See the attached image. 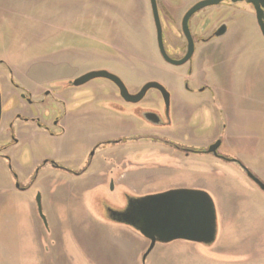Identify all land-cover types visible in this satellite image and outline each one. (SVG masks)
Returning <instances> with one entry per match:
<instances>
[{
    "label": "rangeland",
    "instance_id": "374dc122",
    "mask_svg": "<svg viewBox=\"0 0 264 264\" xmlns=\"http://www.w3.org/2000/svg\"><path fill=\"white\" fill-rule=\"evenodd\" d=\"M88 1L0 0V60L5 59L15 69L14 75L5 67L1 69L7 77L0 80L3 112L21 106L19 91L12 80L38 93L51 90L57 86L53 78L67 76L71 71L114 70L133 92L144 84L158 82L183 97L185 69L164 63L155 53L149 0H135L134 15L116 11L117 19L106 14L88 19ZM100 1L104 3L105 13L114 4V0ZM130 1L120 0L127 2V11ZM200 1L157 0L163 32H177L184 15ZM237 8L246 14L222 16L231 23L230 33L223 40L202 45L206 57L216 58L210 60L213 66L206 79L214 94L207 92L199 98L200 101L206 97L211 105L198 107L193 122L197 123L200 140L205 142L216 135L222 136L225 143L219 153L240 160L264 181V38L253 15L247 13L250 9L242 3ZM210 9L215 8L207 7L202 12ZM196 17L191 22L194 33ZM125 42H128L127 47L133 48V62L136 53L143 54L146 62L113 69L109 61L115 47L120 49ZM169 43L167 35V49ZM122 61L129 65L126 59ZM179 71L181 76L177 78L174 74ZM204 77L205 73L198 69L197 79ZM97 84L112 85L107 80L96 79L86 87L91 89ZM80 94H72L77 97L61 107L62 114H68L64 124L71 136L62 143L43 136L39 146L32 150L26 147L27 153L13 163L21 176L34 167V160L54 158L60 149L65 150L64 157H57L65 159L70 143L77 156L98 139L108 137L112 123L100 124L97 118L83 119L81 112L115 114L114 104L91 94L86 102H77ZM150 95L160 98L156 90H151ZM161 105L163 108V101ZM57 112L60 114V110ZM137 123L147 129L144 121L137 120ZM2 125L3 120L0 128ZM173 128H177L175 121ZM127 160L148 165L168 161L151 153L138 157L129 154ZM212 160L222 173L196 178L166 176L160 169L127 173L123 177L89 176L85 179L59 174L56 177L49 171L48 176L41 175L36 188L27 194L13 189L12 176L1 166L0 264H264V192L238 164ZM192 166L200 171L205 168L201 162ZM127 169H131V164ZM224 172L228 178H224ZM175 188L204 190L211 194L219 216L217 242L213 246L185 241L158 244L143 263L149 241L132 229L110 221L109 210H122L132 198ZM39 194L47 226L39 220L35 204Z\"/></svg>",
    "mask_w": 264,
    "mask_h": 264
},
{
    "label": "flooded vegetation",
    "instance_id": "af4514ba",
    "mask_svg": "<svg viewBox=\"0 0 264 264\" xmlns=\"http://www.w3.org/2000/svg\"><path fill=\"white\" fill-rule=\"evenodd\" d=\"M127 2L125 3L120 2V0H114V4H112L105 13L104 3L100 0H89L87 4V18L90 19L89 17L92 16L97 17L106 14L117 19L116 17H118V15L116 14V11L119 12L121 10L130 12L134 15L136 12L135 0L130 1L128 11L125 6ZM149 2V12L151 13L152 24L155 31V53H157L164 63H167L172 67L185 69L184 75H182L183 89L185 92L183 97L178 96L177 93H173V89L164 85L170 93V107L167 109V104L163 95L157 90L160 98L156 96L153 97L152 95L149 96L150 90L142 101L134 104L124 100L120 95L118 87L112 81L107 79L104 80L109 81L112 85L97 84L92 85L90 89V86H86L89 82L93 81L91 80L81 86H74V81L88 73L95 72L96 70L87 72L76 71L75 73L71 71L67 76L55 77L52 79V82L56 81L55 84H57V86L51 88V90L46 89L38 93L31 92L25 87H22L20 83L12 80L11 83L19 91V101L21 102V106L19 105V108L16 110L9 109L3 112L2 97V114L0 117V123L1 120H3V125L0 128V142L3 144H0V169L4 166V171L7 170L10 173L9 176H12V186L15 191L24 194L30 193L34 187L36 188V183L41 180V175L48 176L49 171L51 173L53 171L56 177L59 174L61 176L67 175L76 179H85L89 176L100 178H110V176L123 177L127 173H135L139 171L153 172L154 170L159 169L164 170L166 176L183 175L194 178H196L197 175L222 173L221 169L215 164L212 158L236 163L254 184L256 183L249 177L248 172L253 174L264 184V181L255 175L240 160L230 159L219 153V150L225 143V139L222 136L216 135L213 139L206 140L205 142L204 140H200L197 136V123L195 121L193 122L198 107H208L211 105L209 99H206V97L200 101L199 98H202V95H205L207 92L214 94L211 86L206 80L208 72L211 71L210 67L212 66H210L209 61H207L208 57H206L204 53L205 51L201 50L202 45H209L216 41L223 40V38L230 33L229 30L231 29V23L222 19V16L226 13H231L232 15L239 12L246 14V12H242L237 8L238 4L241 3L250 9L247 13L253 15L259 32L262 35L257 21L255 6L247 0H239L235 3L232 0H226L220 5L208 7L215 9L205 10L204 12L200 10L199 12H196L189 20V30L191 34L190 40L189 36L187 37L183 30V20L186 14L196 5L195 4L180 21V28H178L179 32L178 30L177 32H169L168 34L163 32V46L169 59L176 62H182L188 58L184 64L176 66L167 62L161 53L151 1L149 0ZM216 14H219L218 17H216ZM195 16L197 17L194 20L195 25L193 24L194 33L191 28V22ZM161 17L162 15L160 16V20ZM223 26H227V32L225 35L217 37V31ZM93 31L94 30L92 29V32ZM167 35L170 40L168 49L165 44V36L167 37ZM127 44L128 42H125L124 46L120 49L119 47H115V56L112 54L111 60L109 61L113 64V69L131 66L132 63H143L141 61L144 60V62H146L147 58L140 53H136L137 58L135 57V61L133 62L131 60V58H133V48L131 49L130 47H127ZM75 59L76 57L72 61H75ZM121 59H126L127 64L129 65H125L123 61L121 62ZM4 67L8 71L10 70L12 75L15 74V69L2 58L0 60L1 81H4V79L7 78L5 77V73L1 70ZM198 69H200L202 73H205L204 78L197 79ZM107 72L118 76L124 82L120 74L116 71L111 70ZM180 73L181 72L179 71L174 75L177 74L178 76L176 77L178 78L181 76ZM125 85L129 89V92L135 95L139 93L146 84L141 86L140 89L135 92L131 91L126 83ZM75 92H81L78 100H76L77 102L81 101L84 103L88 97L93 95L102 96L104 101L114 104L115 108L112 110L115 114L106 113L96 115L93 113L90 114V112L88 114H83L81 112V118L83 119L86 118L91 120V118H97L100 124H106L107 122L112 123L110 128L111 131L108 132V137L105 139H98V141L92 144L91 148L89 145L81 155L77 154V156L74 151H72L73 144L70 143V146H67L66 149L67 154L69 155L66 154L67 157L65 159H58V155L60 158L64 157L63 151L65 150L60 149L59 153L54 155V158L44 159L43 161L34 160L32 162L35 164L34 167L32 169L27 168L28 171L26 173L24 171L23 173L25 175L23 174L21 176L20 174L22 173H19L20 170L18 172L14 169L13 163L18 162L19 158L27 153L25 151L26 147H29L30 150H32L34 147L39 146V141L43 136L61 141L60 143L65 142L64 140L71 136V131L69 132L64 124L68 114L66 112L62 114L61 107L67 106L68 102L73 101L77 97V95L71 96ZM6 100L8 102L10 101L8 98H6ZM6 100L4 99V101ZM162 101L163 108L161 105ZM32 108H34L35 111H32ZM40 110L42 112H40ZM49 110L51 112H49ZM57 110H60V114H58ZM101 111L108 112L105 110ZM78 116L79 115L77 114V117ZM137 120L144 121L147 129H142L137 123ZM174 121L177 128H173ZM217 143H220V145L216 152H209L211 147ZM30 152L35 153L33 151ZM144 153L159 155L165 159L167 158L168 161H160L159 163L148 165L147 163L142 162L131 163L127 160L129 154H135V156L138 157ZM197 162L204 164L205 170L202 169V171H200L201 169L199 170V168L197 169L192 166L197 164ZM130 164L131 169H127ZM46 170L48 171L44 173ZM224 178H228L225 172ZM21 179L26 180L23 182ZM256 186L261 189L257 184ZM169 190L158 191L156 194ZM262 191L264 192V190ZM35 204L38 210L37 201Z\"/></svg>",
    "mask_w": 264,
    "mask_h": 264
},
{
    "label": "water",
    "instance_id": "95a60500",
    "mask_svg": "<svg viewBox=\"0 0 264 264\" xmlns=\"http://www.w3.org/2000/svg\"><path fill=\"white\" fill-rule=\"evenodd\" d=\"M154 15L155 24L158 32V41L164 59L173 65H182L167 56L163 46V31L159 15L157 0H150ZM226 0H202L198 2L185 16L183 20V30L191 40L189 30L190 18L200 10L220 5ZM234 3L239 0H232ZM256 8L258 25L264 37V0H247ZM227 26L221 27L217 37L225 35ZM192 49V44H191ZM190 57V56H189ZM107 79L112 81L119 89L121 97L130 103H139L144 99L150 90H157L162 95L170 107V93L164 85L158 82L147 83L139 93L133 95L125 83L116 75L107 71H95L88 73L80 79L74 81V86H81L94 79ZM2 114V95L0 92V117ZM220 143H217L209 152H216ZM249 177L264 190V184L253 174L248 172ZM39 216L47 226V220L42 210L41 194L37 199ZM109 219L112 222L126 226L140 234L149 241L150 246L143 256V263L155 247L168 245L176 241H185L196 244L213 246L219 236V216L217 205L210 193L204 190L193 189H173L163 193L132 198L127 206L122 210H109Z\"/></svg>",
    "mask_w": 264,
    "mask_h": 264
},
{
    "label": "crops",
    "instance_id": "0c3cea01",
    "mask_svg": "<svg viewBox=\"0 0 264 264\" xmlns=\"http://www.w3.org/2000/svg\"><path fill=\"white\" fill-rule=\"evenodd\" d=\"M210 53H212V52H210ZM208 59H209V65L210 66H213V64H212V62H210V60H214V59H216V58H213V57H208ZM39 217V216H38ZM39 219V218H38ZM40 221H41V218L39 219ZM41 223H43V222H41Z\"/></svg>",
    "mask_w": 264,
    "mask_h": 264
}]
</instances>
